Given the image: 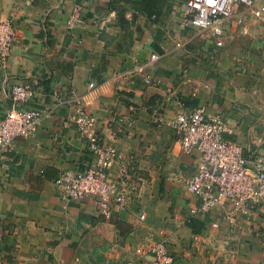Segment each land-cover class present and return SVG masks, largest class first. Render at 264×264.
<instances>
[{
    "label": "crops",
    "instance_id": "obj_1",
    "mask_svg": "<svg viewBox=\"0 0 264 264\" xmlns=\"http://www.w3.org/2000/svg\"><path fill=\"white\" fill-rule=\"evenodd\" d=\"M135 2L0 0V15L16 27L0 67V115L21 82L37 92L26 105L53 109L33 136L15 139L0 166V264H126L138 244L163 236L185 264H264V206L218 228L220 207L187 220L198 199L184 180L197 159L168 123L178 100L203 106L224 118V136L246 156L264 154V16L229 23L216 44L223 49L212 37L193 48L184 39L204 35L182 24L185 0H165L153 16ZM76 4L83 19L69 28ZM153 52L160 57L148 64ZM140 65L163 83L144 84ZM72 91L88 94L96 129L137 174L136 197L109 218L93 199L63 200L56 190L62 170H80L90 158L69 119Z\"/></svg>",
    "mask_w": 264,
    "mask_h": 264
},
{
    "label": "built area",
    "instance_id": "obj_2",
    "mask_svg": "<svg viewBox=\"0 0 264 264\" xmlns=\"http://www.w3.org/2000/svg\"><path fill=\"white\" fill-rule=\"evenodd\" d=\"M247 14L264 16V0H185L182 24L194 27L199 34H209L223 43L227 25L240 24ZM83 19L81 6L76 4L67 20L73 28ZM16 37V27L0 15V67L8 63ZM153 52L148 64L159 59ZM146 66L136 69L143 73V83L161 85L163 77L148 72ZM90 86L95 87L91 82ZM36 88L29 82L14 84L9 92L11 104L0 115V166L17 137L34 135L52 108L26 105L35 100ZM75 109L69 116L84 137L90 153L80 170H62L54 180L63 200L91 198L98 212L106 218L130 205L139 187L135 170L122 158L117 146L106 141L96 129L97 118L89 107L88 94L71 92ZM170 117L182 150L197 159L195 172L186 177V188L198 199L191 204L187 220L212 212L220 207L219 219L212 221L218 228L221 220L232 225L238 214H248L264 206V154L246 156L242 146L224 136L226 123L219 115H211L203 106L187 107L181 100ZM117 169L112 173L115 165ZM141 214V217H144ZM136 258L126 264H185L173 254L166 237L147 239L135 247Z\"/></svg>",
    "mask_w": 264,
    "mask_h": 264
},
{
    "label": "trees",
    "instance_id": "obj_3",
    "mask_svg": "<svg viewBox=\"0 0 264 264\" xmlns=\"http://www.w3.org/2000/svg\"><path fill=\"white\" fill-rule=\"evenodd\" d=\"M165 3V0H136L135 6L139 8L141 11L147 13L149 16L153 15H159L161 12V9ZM195 221H191L190 225L193 227L195 231H197L196 228H194Z\"/></svg>",
    "mask_w": 264,
    "mask_h": 264
},
{
    "label": "rangeland",
    "instance_id": "obj_4",
    "mask_svg": "<svg viewBox=\"0 0 264 264\" xmlns=\"http://www.w3.org/2000/svg\"><path fill=\"white\" fill-rule=\"evenodd\" d=\"M210 38H211V36H209V34L205 33L204 36L199 37V38L192 37V38L186 39V41L184 39L183 45L185 44L187 46V45L191 44V45H193V48H195L196 46L197 47L200 46L201 48H203V47L207 48V46L209 45V42H210ZM215 42H216L215 48L223 49V46L216 45L217 44L216 39H215Z\"/></svg>",
    "mask_w": 264,
    "mask_h": 264
},
{
    "label": "bare ground",
    "instance_id": "obj_5",
    "mask_svg": "<svg viewBox=\"0 0 264 264\" xmlns=\"http://www.w3.org/2000/svg\"><path fill=\"white\" fill-rule=\"evenodd\" d=\"M91 109V108H90Z\"/></svg>",
    "mask_w": 264,
    "mask_h": 264
}]
</instances>
